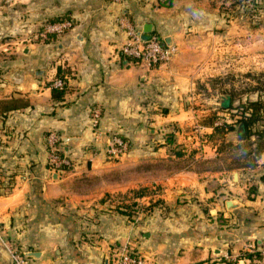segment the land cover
Returning a JSON list of instances; mask_svg holds the SVG:
<instances>
[{
  "label": "crops",
  "instance_id": "crops-1",
  "mask_svg": "<svg viewBox=\"0 0 264 264\" xmlns=\"http://www.w3.org/2000/svg\"><path fill=\"white\" fill-rule=\"evenodd\" d=\"M240 7L236 0L0 2V220L30 264H109L126 243L147 264H264L250 250L264 241V150L236 149L247 138L235 140V128L224 136L228 146L198 136L211 131L202 116L221 104L198 107L197 86L203 74L229 66L219 59L234 52ZM64 18L71 27L38 35L45 22ZM121 19L148 25L177 52L153 68L125 59ZM58 74L66 85L55 97L50 82ZM49 130L60 134L70 169L48 168ZM114 133L129 149L108 160L103 145ZM0 264H12L1 243Z\"/></svg>",
  "mask_w": 264,
  "mask_h": 264
},
{
  "label": "built area",
  "instance_id": "built-area-1",
  "mask_svg": "<svg viewBox=\"0 0 264 264\" xmlns=\"http://www.w3.org/2000/svg\"><path fill=\"white\" fill-rule=\"evenodd\" d=\"M15 1L17 0H0V2L7 4ZM120 23L123 24L127 32L126 40L120 45V53L125 59L148 68H153L168 61L177 52V45L172 42H167L157 32L151 31L149 36L143 39L139 33L141 29L123 19H121ZM42 26L38 35L46 38L51 33L63 32L72 26V22L70 19L64 18L47 21ZM64 85V79L59 76H55L50 82L51 87L59 89L63 88ZM91 113V125L94 132L98 134L99 109L92 108ZM45 137L48 168L51 171H65L70 169L73 166V160L65 153L60 134L54 130H49ZM128 149L129 140L125 136L117 133L108 135L103 145V153L108 160L121 157ZM0 243L8 252L12 264H30L24 253L17 248L4 232L1 220ZM250 250L264 257V241H261L257 245H252ZM109 264H147V262L144 254L139 249L126 243L117 247Z\"/></svg>",
  "mask_w": 264,
  "mask_h": 264
},
{
  "label": "rangeland",
  "instance_id": "rangeland-1",
  "mask_svg": "<svg viewBox=\"0 0 264 264\" xmlns=\"http://www.w3.org/2000/svg\"><path fill=\"white\" fill-rule=\"evenodd\" d=\"M260 1L261 7H258V0L236 1L241 7L234 26V52L228 60L227 57L219 59V63L225 65L228 62L229 66H220L213 76L203 74V81L197 86L198 107L205 109L216 102L220 106L230 98L234 103L258 96L264 98V0ZM216 111H220L219 117L226 118L228 122L238 117L237 112L223 114L221 110ZM199 133V140L203 141L205 134Z\"/></svg>",
  "mask_w": 264,
  "mask_h": 264
},
{
  "label": "trees",
  "instance_id": "trees-1",
  "mask_svg": "<svg viewBox=\"0 0 264 264\" xmlns=\"http://www.w3.org/2000/svg\"><path fill=\"white\" fill-rule=\"evenodd\" d=\"M237 1V0H236ZM60 71V70H59ZM57 76L61 77L65 81V77L63 74H58ZM66 85V82H65ZM65 85L63 88H52V94L55 97H59L62 95ZM264 98L258 96L256 98H249L246 100L239 101L238 103H234V101L230 98L227 101L221 103V106L218 108L219 110H226L237 112V118H235L231 122L221 121L218 122L216 119H220L219 113L214 111L211 114H207L202 116L200 119V123L205 126H210L211 131L209 133H204L211 138H219L221 140L220 145H232L231 141H225L224 136L228 131H231L235 128V123L241 122L243 130L246 132L247 139L245 142L236 143L235 148L239 149L240 151H244L246 153L247 149L249 148L248 152H252L254 150L255 154H258L259 151L264 150ZM254 135V139H251V136ZM254 143V147L251 146ZM252 144V145H251ZM255 158H253L254 160ZM252 160V158H251ZM250 164H253V161H250ZM134 204L135 201H134Z\"/></svg>",
  "mask_w": 264,
  "mask_h": 264
},
{
  "label": "water",
  "instance_id": "water-1",
  "mask_svg": "<svg viewBox=\"0 0 264 264\" xmlns=\"http://www.w3.org/2000/svg\"><path fill=\"white\" fill-rule=\"evenodd\" d=\"M151 32V28L148 25H144L141 31H139L141 38L145 39L149 36V33ZM234 136L235 140L237 141H243L246 139L247 135L246 132L243 130L242 123L237 122L235 125V130H234ZM64 141H67V139H64ZM235 201L233 200H227V205H231Z\"/></svg>",
  "mask_w": 264,
  "mask_h": 264
}]
</instances>
